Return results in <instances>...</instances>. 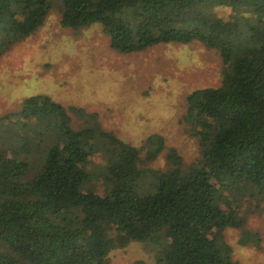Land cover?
<instances>
[{
  "label": "trees",
  "instance_id": "obj_1",
  "mask_svg": "<svg viewBox=\"0 0 264 264\" xmlns=\"http://www.w3.org/2000/svg\"><path fill=\"white\" fill-rule=\"evenodd\" d=\"M208 5L249 15L224 23ZM56 7L64 27L100 25L122 54L201 42L220 53L222 82L188 99L200 155L177 178L174 148L167 171L146 169L166 149L162 136L137 147L78 108L86 128L76 130L46 95L0 117V264H110L132 243L156 248V264H233L225 232L264 200V0H0V57ZM85 146L104 161L90 167Z\"/></svg>",
  "mask_w": 264,
  "mask_h": 264
},
{
  "label": "rangeland",
  "instance_id": "obj_2",
  "mask_svg": "<svg viewBox=\"0 0 264 264\" xmlns=\"http://www.w3.org/2000/svg\"><path fill=\"white\" fill-rule=\"evenodd\" d=\"M206 10L224 23H244L243 16L249 15L228 6L208 5ZM223 70L220 53L198 41L118 53L100 25L64 27L56 7L37 32L0 57V117L21 110L30 97L46 95L69 112L76 130L86 128L74 113L78 108L97 114L103 129L131 145L141 147L148 137L162 136L166 149L146 169L151 177L167 171L168 149L174 148L183 159V167L173 170L177 178L200 155L184 120L188 99L198 90L219 87ZM86 148L83 159L90 167L104 161ZM217 179L226 183L228 178L218 172ZM257 207L243 228L225 232L233 264H264V200ZM109 258L110 264H156V248L132 243Z\"/></svg>",
  "mask_w": 264,
  "mask_h": 264
}]
</instances>
